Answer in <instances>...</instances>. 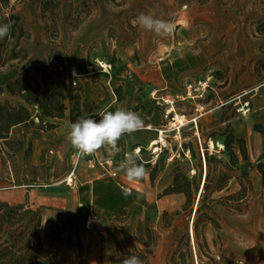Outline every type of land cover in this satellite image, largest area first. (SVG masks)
Masks as SVG:
<instances>
[{
	"label": "rangeland",
	"instance_id": "obj_1",
	"mask_svg": "<svg viewBox=\"0 0 264 264\" xmlns=\"http://www.w3.org/2000/svg\"><path fill=\"white\" fill-rule=\"evenodd\" d=\"M149 12L174 22V33L160 37L133 25L140 13ZM11 15L20 18L23 30L20 58L5 64L0 60V108L25 106L31 113L29 127L44 131L56 127L42 125L49 118L39 117L41 111L24 92L7 91L9 82L23 77L25 86L38 91L64 90L62 118L73 112L75 121L84 116V109L92 115L109 106L154 113L168 126L164 134L168 147L154 165L139 161L148 171L143 180L129 183L116 171L117 164V177L106 171L103 176L92 175L89 179L96 180L85 193L73 177L69 178L73 186H67L68 176L63 175L72 166L68 156L50 171L48 164H32L30 143L23 169L18 171L15 159L10 160L15 183L46 188L30 192L10 188L2 191L1 202L40 213L43 237L58 244L66 260L81 255L86 264L106 263L118 253L117 243L124 247L135 244L130 238L141 223L156 236L150 264H168L174 254L185 264H264V121H257L264 119V110H251L247 115L239 111L247 100L252 109V101L264 89V0H0V25ZM0 52L4 58L7 48L1 47ZM207 79L210 88L201 99L175 102V123L178 116L184 117L175 138L173 121L164 119L166 106L157 104V98L175 99L185 94L190 83ZM198 104L206 113L199 118L196 130L191 120ZM64 132L68 133L67 129ZM231 135L245 140L247 160L238 145L233 147L234 156L224 148ZM4 143L12 151L21 147L17 130ZM205 147L215 158L213 175L226 172L232 176L214 199L238 192L240 182L246 184L247 180L253 191L243 213L215 206L219 228H204L201 249L196 250L192 242L187 247L183 239L192 220L183 208L185 196L165 195V191L173 184L177 169L202 185ZM55 154V148L47 150L49 159ZM141 158L146 162L151 156L143 151ZM224 164L233 165V171ZM196 168L198 174L193 172ZM125 190L131 194L125 196ZM91 212L98 215L99 222L87 229ZM177 212L180 215L174 216ZM188 232L191 240L190 228ZM109 243L115 247L111 256L106 254Z\"/></svg>",
	"mask_w": 264,
	"mask_h": 264
},
{
	"label": "trees",
	"instance_id": "obj_2",
	"mask_svg": "<svg viewBox=\"0 0 264 264\" xmlns=\"http://www.w3.org/2000/svg\"><path fill=\"white\" fill-rule=\"evenodd\" d=\"M11 23L10 39L5 37L0 43V48L5 46L7 52L2 58L0 52V60L3 59V63H7L11 60L20 58L19 39L22 33V27L20 25V18L14 15L9 16L4 20L3 24ZM23 77L17 78L13 82H9L6 89L9 93H15L16 89L18 93L24 92L29 96L32 104H36L41 111L40 118H52L64 116L65 112V93L64 90L54 88L50 93L48 90L38 91L32 87L25 86ZM69 101L71 99L69 98ZM78 107L74 104L73 108ZM57 113V114H56ZM31 113L25 106H20L19 109L5 107L0 108V139H6L9 136V132L12 127L30 122ZM71 122L74 121L73 112L70 117ZM50 127L53 125L48 124ZM234 145H238L240 154L244 160L248 159L247 148L245 140L235 138L233 135L224 142V148L230 153V156H234L232 152ZM188 152L194 156L193 151L188 147ZM165 150L161 154H164ZM185 152L182 151L181 155L184 156ZM159 155L158 159L160 158ZM204 162H205V182L203 191L199 196L200 185L196 184V181L190 180L185 172L177 169L173 173V184L165 191L167 194H182L186 198L184 210L188 211L187 215L194 216L193 220V232L195 239V248L201 249V237L202 230L209 225L214 228H219L217 221V214L215 206L220 205L225 207L229 212L243 213L248 207L249 195L252 193L253 188L249 180L245 184L240 182L241 189L225 197L214 199L213 196L216 193H220L227 188V183L232 176L226 172H220L219 175H213L211 163L215 160L214 157L209 156L207 147H205ZM158 162V160H157ZM156 162V163H157ZM222 163V162H221ZM229 171H233V165L224 164ZM195 173L198 174V168L195 169ZM246 175V174H244ZM245 179H248L245 177ZM241 180V179H240ZM203 179H201V182ZM197 202V208H195ZM166 217H170L169 213L164 214ZM177 212L174 216H179ZM191 223V221H190ZM191 226H187L186 232L183 236L185 245H190ZM136 234V236H135ZM135 244L131 246H121L117 243L118 258L112 256L106 263L101 264H120V260L129 255H136L142 261L143 264H150L149 254L150 249L156 244V236L154 231L144 224H139L136 233L131 238ZM81 246V244H80ZM140 247L144 248L140 249ZM0 264H86V260L80 255L79 258L74 260H66L63 255L62 248L54 241L43 237L42 235V215L37 211L31 210L28 207L22 205L13 206L8 202L0 201ZM168 264H185L184 259L179 261V257L175 254L168 260Z\"/></svg>",
	"mask_w": 264,
	"mask_h": 264
},
{
	"label": "crops",
	"instance_id": "obj_3",
	"mask_svg": "<svg viewBox=\"0 0 264 264\" xmlns=\"http://www.w3.org/2000/svg\"><path fill=\"white\" fill-rule=\"evenodd\" d=\"M254 94L256 97L258 94ZM253 108L251 109L252 112H262L264 110V89L261 90L260 95H258V98L256 100L252 101ZM108 109L110 111H115L117 107H106L102 110ZM98 110L92 113L90 115L89 111L87 109H84L82 111L84 117H90L99 120L100 117L98 115V112L102 111ZM129 110V109H127ZM250 110V111H251ZM143 110L137 112L140 114L141 118L144 120V128L136 133L133 134L132 137L124 136L118 141V147L120 148V151L118 153H110L104 149H101L99 153L92 155V156H85L80 157L77 159L75 157V149L72 148L68 142L67 144V133L64 132V129H67L69 131V126L72 123L69 117V114L67 113L64 118L57 119V118H49L46 121V124L54 125L56 126L53 129H50L48 131H44L43 129L38 128H32L27 125V123L19 124L15 126V128L12 129L10 135L6 139H0V195L2 194V191L10 189L11 183L15 181V175L12 172L11 167V161L16 164V168L21 170L25 167L24 157L25 153L28 149V145L32 143L33 147V161L32 164L34 165H44L48 164V168L50 171L51 168L60 160H63V158L69 157V161L71 163V169L63 176H70L72 174V177L75 178V184H80V188H82L85 193L89 190V184H92L93 181H95V178L89 179L90 176L105 175L104 172L106 171L108 174H110L111 171H114V165L119 164V162L124 158L125 154L129 152H134L137 149H140L139 154L137 155L139 157V161L147 164L154 165L158 157H154L150 150V144L154 139L158 138L159 132L164 131L167 132L168 130L166 127L167 125H162V117H156L153 113L152 115H145L141 114ZM262 114V113H260ZM257 121H264V119H258ZM171 124V123H170ZM36 126V124L34 125ZM177 127H172L171 129H175L176 131ZM14 130H17L18 136L20 137L22 141V146L19 147L16 151L10 150L6 145L5 141H9L14 133ZM55 148L56 156L50 157V159L47 156V150ZM143 151H147L151 158L148 161H143L141 158V153ZM54 153V152H53ZM135 153V152H134ZM14 155V157H8V155ZM48 158V160H47ZM155 158V160H154ZM89 160H92V165L89 164ZM112 161L113 166L108 167L105 165V162ZM83 169H79V167ZM83 166V167H82ZM88 169V170H86ZM84 170H86L84 172ZM67 177V178H68ZM62 179V176L60 177ZM16 179L19 182L21 179L20 173L16 174ZM66 181V180H65ZM64 182V180H63ZM74 183V181H73ZM68 187H72L67 185ZM46 188V187H45ZM115 250L114 243L108 244V250ZM114 253V252H113ZM111 256V255H110Z\"/></svg>",
	"mask_w": 264,
	"mask_h": 264
},
{
	"label": "clouds",
	"instance_id": "obj_4",
	"mask_svg": "<svg viewBox=\"0 0 264 264\" xmlns=\"http://www.w3.org/2000/svg\"><path fill=\"white\" fill-rule=\"evenodd\" d=\"M134 26L154 33L160 37H169L174 33L176 25L170 20L157 17L155 13H140L133 21ZM11 23L0 25V40L10 37ZM100 119L79 116L69 126L66 139L76 150L79 157L91 156L104 149L110 153H118V141L124 136L132 137L134 133L144 128V120L140 114L124 108L115 111L108 109L98 112ZM118 173H123L124 179L131 182L143 180L147 175V168L139 162L134 152L125 154L116 166ZM125 196L131 193L125 190ZM114 250H107L112 255ZM118 258V253H115ZM120 264H143L136 255H129L120 260Z\"/></svg>",
	"mask_w": 264,
	"mask_h": 264
},
{
	"label": "built area",
	"instance_id": "obj_5",
	"mask_svg": "<svg viewBox=\"0 0 264 264\" xmlns=\"http://www.w3.org/2000/svg\"><path fill=\"white\" fill-rule=\"evenodd\" d=\"M104 67V66H103ZM209 81L210 79L207 80H199L198 82L195 83H190L187 88H186V92L185 94L181 95V96H177L175 99H164V98H157V104H161V105H165V109H164V114L163 117L165 120H172L173 122H175V118L178 115L177 113H175V109L174 105L175 102L178 101H185V100H194V99H201V97H203V95L206 93V91L210 88L209 85ZM75 84V82H74ZM156 94V92L154 93V95ZM196 115L195 117L191 120V122L194 124V127L196 130H198V120L199 118L205 114V108L203 105L198 104L196 107ZM251 110L250 107V102L247 100L242 104V107L239 111H241V113L243 115H247V113H249ZM36 121L38 123H40L39 119L37 118ZM42 125L46 126V122H43ZM176 132L177 134L175 135V138H177V135L180 134L179 129L176 128ZM165 132L164 131H160L159 135H158V140L159 143L156 145V147L154 148V151L152 152V154L156 157H159V155L163 152L164 149H167L168 147V143H167V138L164 135ZM163 135V136H162ZM137 149L134 152L136 153V155L139 154ZM92 156V155H91ZM75 157L77 159H79L80 157L76 154V150H75ZM89 157V156H88ZM172 159V158H171ZM89 164L92 165V160H89ZM105 165L108 167H112L113 166V162L112 161H107L105 162ZM110 175L112 177H117V172L116 171H111ZM72 177V174L66 179V183L67 185H69V178ZM72 186V185H69ZM45 185H40V184H34V185H28V184H16L15 181L12 182L11 185V189H23L25 192H30L32 190H34L35 188H45ZM99 222V217L98 215L93 214L92 212L87 216V220H86V228L90 229L91 227H93L94 225L98 224Z\"/></svg>",
	"mask_w": 264,
	"mask_h": 264
},
{
	"label": "bare ground",
	"instance_id": "obj_6",
	"mask_svg": "<svg viewBox=\"0 0 264 264\" xmlns=\"http://www.w3.org/2000/svg\"><path fill=\"white\" fill-rule=\"evenodd\" d=\"M73 75H74V77H78L79 75L77 74V72L76 71H74V73H73ZM174 109V108H173ZM177 120H178V123H175V122H172L171 124H172V127H177L178 129H179V132H180V130H181V127L184 125V117H181V116H178L177 117ZM196 134H199V132L197 131L196 132ZM163 136V135H162ZM159 143V140H158V138L157 139H154L152 142H151V144H150V150L153 152L154 151V148L156 147V145ZM222 147H223V145H222ZM138 152H140V150H138ZM155 158H156V156H155ZM193 172H195V171H193ZM205 177H206V175L204 176V179H203V182H202V185H201V188H200V194L202 193V191H203V187H204V182H205ZM69 181V184H71V182H73V180H68ZM200 197V196H199ZM197 208V203H196V205H195V208L194 209H196ZM193 220H194V216H192V222H191V242H192V244L194 245V247H195V239H194V232H193Z\"/></svg>",
	"mask_w": 264,
	"mask_h": 264
},
{
	"label": "water",
	"instance_id": "obj_7",
	"mask_svg": "<svg viewBox=\"0 0 264 264\" xmlns=\"http://www.w3.org/2000/svg\"><path fill=\"white\" fill-rule=\"evenodd\" d=\"M199 196H200V193H199ZM199 196H198V198H199Z\"/></svg>",
	"mask_w": 264,
	"mask_h": 264
}]
</instances>
